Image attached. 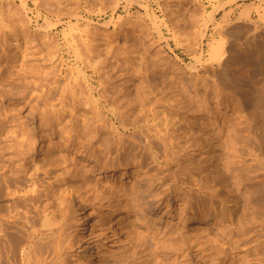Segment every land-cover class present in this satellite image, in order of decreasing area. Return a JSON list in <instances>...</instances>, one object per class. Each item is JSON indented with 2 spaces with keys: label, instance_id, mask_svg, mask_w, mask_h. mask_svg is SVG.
<instances>
[{
  "label": "rangeland",
  "instance_id": "1",
  "mask_svg": "<svg viewBox=\"0 0 264 264\" xmlns=\"http://www.w3.org/2000/svg\"><path fill=\"white\" fill-rule=\"evenodd\" d=\"M263 78L264 0H0V264H264Z\"/></svg>",
  "mask_w": 264,
  "mask_h": 264
},
{
  "label": "bare ground",
  "instance_id": "2",
  "mask_svg": "<svg viewBox=\"0 0 264 264\" xmlns=\"http://www.w3.org/2000/svg\"><path fill=\"white\" fill-rule=\"evenodd\" d=\"M214 15V14H213ZM212 18H213V16L211 15V20L210 21H212ZM76 57L77 58H79V59H81V57L78 55L77 56V54H76ZM83 61V60H82ZM264 79V78H263ZM262 85V84H261ZM262 88V87H261ZM93 171L94 172H96L97 174H103L104 173V171L103 170H100V169H96V168H94L93 169ZM61 211V210H60ZM46 214V213H45ZM48 214H51V212L50 213H48ZM53 214V213H52ZM81 214L82 213H79L78 214V217H76V219H75V222L74 223H77L78 221H80V219H82V216H81ZM63 215V214H62ZM53 216H54V214H53ZM47 217H48V215H47ZM61 217V216H60ZM46 218V217H45ZM47 219V218H46ZM54 219V218H53ZM60 219V218H59ZM127 216H125V215H123V214H114V215H111L110 217H109V221L110 222H112L113 224H118V223H123V222H126L127 221ZM52 220V219H51ZM49 223V222H48ZM47 223V224H48ZM59 223V222H58ZM61 223V222H60ZM62 225V224H61ZM78 226H77V228L75 229V232H74V237H75V239H74V241H76L77 242V245L76 246H78L81 250H85L87 253H88V256H89V258L90 259H92L93 258V256H94V254H95V250H98L99 249V246H100V244L101 243H103V239H104V236H103V233H96L95 232V229H91L92 228V226H93V224H77ZM51 226V225H50ZM50 226H49V229H50ZM57 226V225H56ZM59 226V225H58ZM53 227V226H52ZM46 228H47V226H46ZM56 228V227H55ZM62 228L63 227H60V229H61V231H62ZM53 230V229H52ZM57 230V229H56ZM50 231V230H49ZM58 232H60V230L58 231ZM54 233H55V231H54ZM62 233V232H61ZM50 234V233H49ZM60 234V233H59ZM51 235V234H50ZM56 236V235H55ZM58 236V235H57ZM61 236V235H60ZM62 236H64V235H62ZM51 236H49V238H50ZM53 238H55V237H53ZM37 239V238H36ZM52 239V238H51ZM63 239V238H62ZM56 240H58L57 239V237H56ZM66 240H68V239H66ZM71 241V240H70ZM55 242V241H54ZM59 242V241H58ZM64 242H66V241H63V243H62V241L60 242V243H62L60 246H63V244H64ZM68 242V241H67ZM66 242V243H67ZM74 245H75V243H73ZM69 246H71V245H69ZM77 247V248H78ZM22 248V247H21ZM59 248V247H58ZM65 248V247H64ZM67 248V247H66ZM60 249V248H59ZM66 250H68V248L66 249ZM80 250V251H81ZM28 251V250H27ZM60 251V250H59ZM96 253H98V252H96ZM60 254V253H59ZM62 254V253H61ZM64 254V253H63ZM63 254H62V256H63ZM68 255V254H67ZM29 257V256H28ZM27 258V257H26ZM30 258V257H29ZM31 259V258H30ZM29 262V261H28ZM30 263V262H29ZM94 264H98L97 262H95Z\"/></svg>",
  "mask_w": 264,
  "mask_h": 264
}]
</instances>
